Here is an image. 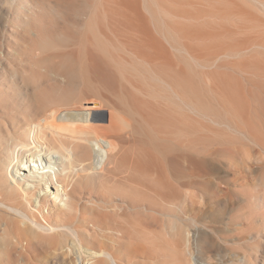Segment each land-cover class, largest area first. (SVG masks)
Masks as SVG:
<instances>
[{
  "label": "bare ground",
  "instance_id": "1",
  "mask_svg": "<svg viewBox=\"0 0 264 264\" xmlns=\"http://www.w3.org/2000/svg\"><path fill=\"white\" fill-rule=\"evenodd\" d=\"M16 18L44 108L20 139L0 136V264L203 262L182 228L186 192L156 150L103 140L125 116L196 151L246 145L235 178L244 207L232 218L248 237L235 245L264 264V162L247 161L264 155V0H31ZM103 89L115 105L84 97ZM89 154L109 164L98 194L84 195ZM81 203L94 213L82 216Z\"/></svg>",
  "mask_w": 264,
  "mask_h": 264
},
{
  "label": "rangeland",
  "instance_id": "2",
  "mask_svg": "<svg viewBox=\"0 0 264 264\" xmlns=\"http://www.w3.org/2000/svg\"><path fill=\"white\" fill-rule=\"evenodd\" d=\"M30 1L0 0V136L5 139H20L24 132L31 125L38 124L43 116L44 106L37 102L33 83L28 80V64L32 60V54H21L16 44L21 41L25 45L27 42L24 32L20 34L22 23L16 15L18 9L27 11ZM9 45H12L11 50H8ZM84 52L83 47L82 53ZM22 70L27 72L22 73ZM42 90L48 92V85L44 84ZM94 93H87L84 97L97 96L103 103L107 99L105 107L117 103L114 96L104 89ZM89 118L92 122L97 119L93 113ZM125 118L121 119L118 125L110 126L109 130L113 135L104 136L103 140L110 144H124L132 149L143 146L156 150L171 179L186 192V204L193 216L189 222L182 223V228L187 232H195L198 236L193 246L194 256L203 261L201 264H249L244 255L252 251H245L244 247L241 249V244L235 245L239 238H242V245H246L248 224L243 217L232 218L244 207L235 178L245 174V156L243 157L241 152L246 145L234 143L217 145L214 148L208 146L196 151L178 140L152 137L138 132L134 127L137 123L127 116ZM136 128L138 129V124ZM257 156L258 153L254 152V156L247 161L251 162L253 159L255 162H264V155L260 159H256ZM85 160L91 164L96 176L83 182L84 195L98 194L100 173L109 163L99 161L92 154L86 155ZM91 207L90 204L81 203L78 211L82 216H91L94 213ZM159 207L154 204V208L160 211L162 207ZM172 212L179 213V208ZM81 220L78 218V223ZM102 239L107 240L104 235ZM261 240L264 242V239ZM263 251L264 246H261L259 254H263Z\"/></svg>",
  "mask_w": 264,
  "mask_h": 264
}]
</instances>
